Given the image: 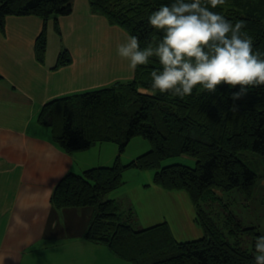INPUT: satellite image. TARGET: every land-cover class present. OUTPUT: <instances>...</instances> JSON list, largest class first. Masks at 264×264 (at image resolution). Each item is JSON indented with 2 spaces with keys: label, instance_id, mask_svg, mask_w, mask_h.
I'll return each mask as SVG.
<instances>
[{
  "label": "trees",
  "instance_id": "trees-1",
  "mask_svg": "<svg viewBox=\"0 0 264 264\" xmlns=\"http://www.w3.org/2000/svg\"><path fill=\"white\" fill-rule=\"evenodd\" d=\"M73 1L0 0V30L5 32L10 15L42 18L45 25L36 39L35 52L37 60L44 63L47 23L54 19L55 31L61 36L59 16L73 12ZM89 1L94 12L128 34L137 35L142 46L159 38L147 23L149 12L170 2ZM213 11L233 23L243 21L254 51L264 53V0H226ZM72 61L69 49L63 48L55 67ZM154 67H159L158 63L139 66L130 79L58 97L43 105L38 120L51 128L54 140L66 152L84 151L104 142L119 146L112 165L65 174L55 186L52 203L59 208L94 206L85 237L106 245L114 255L132 264H253L254 244L252 250L241 246L242 234H250L255 242L261 233L254 225L243 226L233 211L222 213L213 202L220 198L217 189L237 187L247 196L255 190L259 175L242 155L247 151L264 154V86L250 88L236 101L231 93L240 86L233 89L226 84L218 85L213 94L194 89L192 95L180 99L150 90L149 73ZM136 136L148 139L152 147L123 163L120 154ZM181 154L195 157L196 165H161L163 159ZM131 168H156L155 184L186 191L203 235L178 240L167 220L136 227L134 207L124 208L117 199L107 198L124 185L123 174Z\"/></svg>",
  "mask_w": 264,
  "mask_h": 264
},
{
  "label": "crops",
  "instance_id": "crops-1",
  "mask_svg": "<svg viewBox=\"0 0 264 264\" xmlns=\"http://www.w3.org/2000/svg\"><path fill=\"white\" fill-rule=\"evenodd\" d=\"M5 24V32L0 30V264H64L67 259V264H125L106 245L85 237L94 206L59 208L52 203L61 178L71 171L81 173L89 164L82 151L62 149L38 116L52 99L132 78L135 71L116 53L129 34L94 12L89 0H74L73 12L59 16L61 36L54 19L48 21L42 63L35 43L44 20L10 15ZM63 48L73 61L55 67ZM103 145L91 148L107 161L116 156L114 146ZM106 148L109 154L103 153ZM162 218L175 235L168 215Z\"/></svg>",
  "mask_w": 264,
  "mask_h": 264
},
{
  "label": "clouds",
  "instance_id": "clouds-1",
  "mask_svg": "<svg viewBox=\"0 0 264 264\" xmlns=\"http://www.w3.org/2000/svg\"><path fill=\"white\" fill-rule=\"evenodd\" d=\"M226 0H170L150 11L147 23L159 34L143 46L129 34L116 46L119 57L135 71L158 63L150 71V90L184 99L193 90L209 94L226 84L239 89L233 101L250 88L264 86V53L254 51L245 23H233L213 11ZM253 264H264V232L254 242Z\"/></svg>",
  "mask_w": 264,
  "mask_h": 264
},
{
  "label": "rangeland",
  "instance_id": "rangeland-1",
  "mask_svg": "<svg viewBox=\"0 0 264 264\" xmlns=\"http://www.w3.org/2000/svg\"><path fill=\"white\" fill-rule=\"evenodd\" d=\"M127 80V79H124ZM103 146H114L117 154L111 160L100 156L98 149L89 148L82 151L86 155L88 167L110 166L115 162L119 154V146L113 142H104ZM99 146V145H98ZM152 147L151 142L143 136H136L127 145L125 151L120 154L121 161L128 163L133 158L147 152ZM109 154V149L103 151ZM102 153V154H103ZM242 158L259 175L255 190L252 196H247L240 188L231 190L217 189L220 196L214 204L222 213L233 211L240 219L243 226H256L257 230L264 232V154L254 153L252 151L244 152ZM89 161V162H88ZM196 158L187 154L170 156L162 160L161 165L173 163H184L190 166L196 165ZM107 163L98 165L99 163ZM93 165V166H90ZM156 168L149 169H127L123 178L124 185L108 194L109 197H115L124 208L133 206L137 213L136 227L153 225L162 221L164 215H168L173 223L175 237L179 240L196 239L203 235V229L193 220L195 211L190 196L184 190H168L154 183ZM84 171V170H83ZM83 171L81 173H83ZM76 173V172H75ZM174 199V201H173ZM172 200V201H170ZM208 205V202H207ZM225 205V206H224ZM228 206V207H227ZM215 208V206H214ZM216 209V208H215ZM241 246L252 250L254 238L250 234L243 233ZM52 259V257L50 258ZM68 259L64 264H67ZM125 264H132L122 259ZM56 264H62L59 261ZM73 264V262H72ZM78 264V263H77ZM91 264H114L112 261L99 263L97 261ZM123 264V263H119Z\"/></svg>",
  "mask_w": 264,
  "mask_h": 264
}]
</instances>
